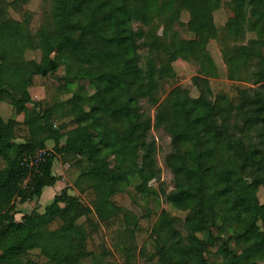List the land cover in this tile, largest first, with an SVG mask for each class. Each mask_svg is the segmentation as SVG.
<instances>
[{
    "label": "trees",
    "instance_id": "1",
    "mask_svg": "<svg viewBox=\"0 0 264 264\" xmlns=\"http://www.w3.org/2000/svg\"><path fill=\"white\" fill-rule=\"evenodd\" d=\"M6 39L41 59L5 51ZM213 41L234 96L213 89ZM188 57L195 94L166 93ZM0 102L13 114L0 113V264H264V0H43L40 13L0 0ZM153 131L171 141V191ZM57 160L80 195L65 188L18 220L60 180ZM161 202L185 218L154 212Z\"/></svg>",
    "mask_w": 264,
    "mask_h": 264
},
{
    "label": "rangeland",
    "instance_id": "2",
    "mask_svg": "<svg viewBox=\"0 0 264 264\" xmlns=\"http://www.w3.org/2000/svg\"><path fill=\"white\" fill-rule=\"evenodd\" d=\"M224 1L226 2L229 0H224ZM22 3L25 6V8H27L29 11L34 12V13H40L43 7V0H22ZM13 16L15 18H19L18 15L15 13H13ZM231 16L232 15L230 14V17ZM215 17H216V23L218 27H220L221 29L226 24L229 18V15L227 14L225 8H223L218 13L215 14ZM183 19L185 22L188 20L186 17H184ZM231 24L234 25L235 27H240L241 29L244 30V25L241 22H231ZM185 36L190 37V35L186 33H185ZM220 47L221 45L218 41H213L209 48L212 56L215 59V62L217 63L219 67V73H220V78L215 79L213 81V89L216 93L224 92L230 96H234L236 84L231 81H228L226 78V72H225L226 68L225 66H223ZM3 49L8 52L22 53L25 55L26 59L28 60L39 61L41 59V53L39 51H33L27 40H21L18 42H14L10 39H6L4 42ZM238 54H240V56L244 55L245 49L239 48ZM175 69L177 72V77L175 79H171L168 81L165 87V92L168 93V91H170L172 88H175L176 86L180 85V86L191 88L192 93L195 94L191 86V79L197 74V67L194 64L193 58L188 57V58L181 59L175 64ZM31 95L35 101H39L46 97V92L43 88H35L31 90ZM144 108L146 109L145 104H144ZM0 113L5 120H8L9 118H12L13 116L10 107L6 103L0 102ZM18 119L21 120L22 117L20 116ZM240 121L242 125L241 134H246L252 131L253 126H254L253 119H247L241 116ZM152 136L156 139L157 144L160 148V152L158 155L159 165L162 168V179L160 183H164L166 185L167 191H171L173 189L172 175L164 164V157L170 151V143H171L170 138L168 135L162 132H158V131H153ZM50 147L52 148V145H50ZM53 173L55 176L60 177V180L58 181L56 186L53 188H46L40 200L29 202L24 205H19L18 206L19 214L17 216L18 220L21 219L22 215L26 213H31L36 208H38V211L40 213H44L46 210V207L52 203L55 195L59 194L65 188H68L72 195H77V196L80 195L79 192L74 188V182L77 176L76 170L69 168V165L67 163H63L61 160H57L54 163ZM160 183L154 182L153 186L157 188ZM207 186H208V183L205 182V188ZM98 192H99V195L101 196L103 195V191L101 189L98 190ZM252 196H253L252 193H246V197L248 200H250ZM259 199L261 202H264V190L263 189L259 191ZM82 200L85 201L84 198H82ZM193 202H194V205L196 206L197 200H193ZM151 207L153 211L156 213H159L161 209L162 210L165 209L173 216H177L182 219H184L186 216V213L176 211L164 202H161L160 207H158V205L156 204L152 205ZM60 208L63 209L64 206L60 205ZM215 262L216 260L213 259L212 264H215Z\"/></svg>",
    "mask_w": 264,
    "mask_h": 264
},
{
    "label": "crops",
    "instance_id": "3",
    "mask_svg": "<svg viewBox=\"0 0 264 264\" xmlns=\"http://www.w3.org/2000/svg\"><path fill=\"white\" fill-rule=\"evenodd\" d=\"M235 48H236V52H237V53H238L239 48H244L246 54L251 53L250 48H248V47H246V46H244V45H242V44L237 45Z\"/></svg>",
    "mask_w": 264,
    "mask_h": 264
},
{
    "label": "built area",
    "instance_id": "4",
    "mask_svg": "<svg viewBox=\"0 0 264 264\" xmlns=\"http://www.w3.org/2000/svg\"><path fill=\"white\" fill-rule=\"evenodd\" d=\"M44 154H45V152H40V153L38 154V156L41 157V156H43Z\"/></svg>",
    "mask_w": 264,
    "mask_h": 264
}]
</instances>
